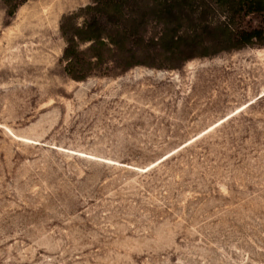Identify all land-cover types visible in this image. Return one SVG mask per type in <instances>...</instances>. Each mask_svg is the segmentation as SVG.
<instances>
[{
	"label": "rangeland",
	"instance_id": "374dc122",
	"mask_svg": "<svg viewBox=\"0 0 264 264\" xmlns=\"http://www.w3.org/2000/svg\"><path fill=\"white\" fill-rule=\"evenodd\" d=\"M93 2L0 0V264H264V45L73 79Z\"/></svg>",
	"mask_w": 264,
	"mask_h": 264
},
{
	"label": "trees",
	"instance_id": "16d2710c",
	"mask_svg": "<svg viewBox=\"0 0 264 264\" xmlns=\"http://www.w3.org/2000/svg\"><path fill=\"white\" fill-rule=\"evenodd\" d=\"M28 0H6L13 17ZM142 5L150 9L134 10ZM85 22L66 17L60 26L66 40L65 71L73 79L110 75L138 64L136 41L150 16L165 25L160 49L169 68L224 51L264 45V0H94L82 9Z\"/></svg>",
	"mask_w": 264,
	"mask_h": 264
}]
</instances>
